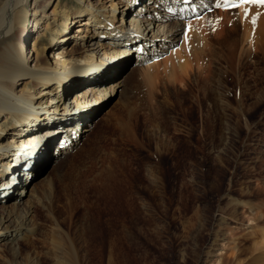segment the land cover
I'll return each instance as SVG.
<instances>
[{"label":"rangeland","instance_id":"1","mask_svg":"<svg viewBox=\"0 0 264 264\" xmlns=\"http://www.w3.org/2000/svg\"><path fill=\"white\" fill-rule=\"evenodd\" d=\"M34 1H25L32 30L27 50L42 21L51 19L33 9ZM55 2L67 11L81 6L51 0L46 12ZM244 12L197 11L188 19L192 29L184 28L174 46L139 66L132 57L120 91L91 111L89 130L64 159L30 178L22 172L12 189L15 179L2 185L23 190L22 199L34 180L38 188L34 231L17 256L0 252V264H55L59 257L68 264H264V23ZM77 27L72 23L68 32L80 36ZM47 34L52 44L56 33ZM64 71L77 74L70 66ZM31 93L24 92L16 107L33 101L26 99ZM66 100L59 106L33 101L40 109L11 123L41 119L34 113L70 116L61 115ZM23 141L12 140L9 150ZM112 165L118 166L112 190L85 197L84 184L110 176ZM131 179L140 195L137 225L128 228L118 220Z\"/></svg>","mask_w":264,"mask_h":264},{"label":"bare ground","instance_id":"2","mask_svg":"<svg viewBox=\"0 0 264 264\" xmlns=\"http://www.w3.org/2000/svg\"><path fill=\"white\" fill-rule=\"evenodd\" d=\"M25 1L0 0V252L10 250L15 256L19 254V244L34 231V224L31 225L34 222L31 221L38 183L32 182L26 199L21 197L23 190L9 191L2 185L15 179L9 185L12 189L22 172L30 178L50 162L57 161L55 158L64 159L69 154L68 149L74 147L84 131L89 130L91 111L105 102L106 96L120 91L124 78L130 72L127 69L131 58L135 57L134 65L139 66L156 57L164 48L174 46L184 28L185 33L192 29L188 19L195 17L197 11H206L217 5L220 0H77L81 6L75 5L71 11L59 9L60 4L55 2L51 4L49 13L45 7L51 0H35L33 9L37 12L42 10L43 16L51 19L42 21L41 30L36 29L29 50L26 42L32 30L27 27L29 16ZM263 7L264 3L249 2L239 9L248 11L249 17L264 23V11L260 12ZM39 20L35 16L32 25L39 27ZM72 23H77L76 30L80 36L68 32ZM154 23L157 25L150 36ZM46 32L56 33L52 44L48 42ZM49 49H53L55 58H50ZM175 54L179 62V53ZM67 66L77 74L71 76L67 71L59 72ZM107 82L109 84L104 86ZM59 83L62 84L61 94ZM29 90L32 93L26 99L48 104L56 99L54 94L61 95L54 105L74 92L61 112V115L69 112L70 116L63 115L62 118L34 113L32 116L37 115L41 119L28 122L25 118L22 120L28 122L27 126H20L21 120L15 126L20 116L30 115L41 107L29 100H23L16 107L19 97ZM76 110L81 114H73ZM58 137L61 142L51 151L50 146ZM12 140L24 141L14 151L9 150ZM24 145L27 148L24 149ZM13 161L18 165H13ZM112 166V173L107 178L99 175L92 184H84L81 191L85 197L102 196L112 190L113 182L118 178V166ZM6 167L10 173L4 172ZM136 184L133 179L127 182L129 200L123 206L125 210L118 220L119 226L129 228L137 225L135 206L140 194ZM115 201L118 204V200ZM55 264L68 263L59 257Z\"/></svg>","mask_w":264,"mask_h":264},{"label":"snow or ice","instance_id":"3","mask_svg":"<svg viewBox=\"0 0 264 264\" xmlns=\"http://www.w3.org/2000/svg\"><path fill=\"white\" fill-rule=\"evenodd\" d=\"M251 2H257V0H251ZM258 2H264V0H258Z\"/></svg>","mask_w":264,"mask_h":264}]
</instances>
